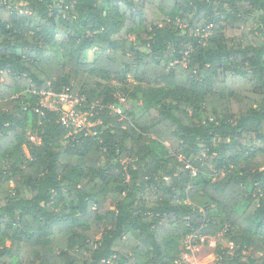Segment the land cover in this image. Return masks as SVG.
Wrapping results in <instances>:
<instances>
[{"label": "trees", "instance_id": "16d2710c", "mask_svg": "<svg viewBox=\"0 0 264 264\" xmlns=\"http://www.w3.org/2000/svg\"><path fill=\"white\" fill-rule=\"evenodd\" d=\"M224 226L216 264H264V0H0V264H181Z\"/></svg>", "mask_w": 264, "mask_h": 264}, {"label": "rangeland", "instance_id": "374dc122", "mask_svg": "<svg viewBox=\"0 0 264 264\" xmlns=\"http://www.w3.org/2000/svg\"><path fill=\"white\" fill-rule=\"evenodd\" d=\"M131 40L134 39V36L130 37ZM111 86L114 90V96L116 98V105L114 110L118 113L131 109L133 101H137L139 105H144L142 102V95L138 94L136 99H133L130 94L134 91L136 84L131 80L127 79L124 82H118L113 80ZM40 104L49 110H57L60 111L61 117L65 123L69 122L68 119V111L70 110V105H66L61 108L59 102H57L53 98H42L40 99ZM76 116L74 119L72 132H81L84 130L91 131L97 124L90 122V117L93 115V111L88 108L86 105H81L76 109ZM30 140L33 143H38L36 137H30ZM6 187L10 189L12 187L11 183H7ZM243 208H240L238 211L241 213ZM228 227L224 226L221 229V232L212 239H209L208 242L196 243L193 247L188 244L185 245L182 243L180 246L181 255H180V263L181 264H216L217 258L213 252L215 246L218 243H221V247L223 249L232 250V244L229 241V236L227 234ZM187 243V240H186ZM5 246H9V241H4ZM233 251L230 252L232 254Z\"/></svg>", "mask_w": 264, "mask_h": 264}, {"label": "built area", "instance_id": "2783aa9c", "mask_svg": "<svg viewBox=\"0 0 264 264\" xmlns=\"http://www.w3.org/2000/svg\"><path fill=\"white\" fill-rule=\"evenodd\" d=\"M40 96V99L41 97L42 98H53L55 99L57 102H59L58 104H60L61 108H63L64 106L66 105H70V110L68 111V119H69V122L68 123H65L63 121V123L65 124V126L69 129H72L73 127V122H74V119H75V116H76V108L81 106V105H84L83 102H84V99L83 98H79L77 96H71L70 94H68L67 92H62L60 94H54L50 91H43V92H40L38 94ZM91 110L94 109L93 106H91L90 108ZM81 132H84V136H89V137H94V138H97L99 139V135L96 131H94L93 129L91 131H87V130H84V131H81ZM81 132H72L73 134H77V133H81ZM193 175H195V172L192 173ZM186 240H187V243H186ZM209 239H207L205 236L201 235L200 233L198 232H193L191 234H189L187 236V238L185 239V245L188 244L189 246L193 247V245H195L196 243H206L208 242Z\"/></svg>", "mask_w": 264, "mask_h": 264}]
</instances>
